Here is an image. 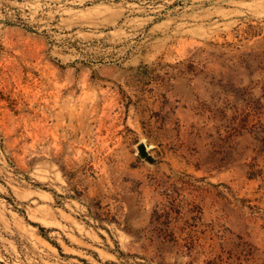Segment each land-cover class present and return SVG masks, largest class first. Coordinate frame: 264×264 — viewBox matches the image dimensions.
Here are the masks:
<instances>
[{
  "label": "rangeland",
  "instance_id": "rangeland-1",
  "mask_svg": "<svg viewBox=\"0 0 264 264\" xmlns=\"http://www.w3.org/2000/svg\"><path fill=\"white\" fill-rule=\"evenodd\" d=\"M0 264H264V0H0Z\"/></svg>",
  "mask_w": 264,
  "mask_h": 264
},
{
  "label": "water",
  "instance_id": "water-1",
  "mask_svg": "<svg viewBox=\"0 0 264 264\" xmlns=\"http://www.w3.org/2000/svg\"><path fill=\"white\" fill-rule=\"evenodd\" d=\"M138 152L140 156L145 157L149 162L153 161L152 157L147 154L145 146L143 144L138 145Z\"/></svg>",
  "mask_w": 264,
  "mask_h": 264
}]
</instances>
